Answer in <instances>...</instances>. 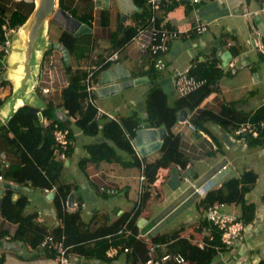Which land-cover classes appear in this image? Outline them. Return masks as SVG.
I'll list each match as a JSON object with an SVG mask.
<instances>
[{
	"label": "crops",
	"instance_id": "0c3cea01",
	"mask_svg": "<svg viewBox=\"0 0 264 264\" xmlns=\"http://www.w3.org/2000/svg\"><path fill=\"white\" fill-rule=\"evenodd\" d=\"M63 1L69 9L74 10V17H86L87 23L89 24L88 28L90 29V32L82 33L79 36L83 34L89 35L90 52L87 58L82 59L80 61H77V59H75L73 56H70L76 61V66H82L84 69L93 73L95 70H98L102 64L106 63V60L112 54L117 52V59L108 61L111 64L108 68H112L115 64H120L128 72L131 73L133 79L145 78V81H148L150 79H148L147 76H143V74H145V72H147L151 67H153L156 72L152 73L151 77L155 79L158 84V87H160V89L169 97L173 96L169 95V92L172 91L173 87L172 79L174 70H179L180 72L188 73L189 70L193 68H220L221 70L217 71L215 73L216 76L214 77L218 78L222 73V68H224L221 56L226 51L230 52L232 57L238 56L240 63L244 62L246 65L252 64L253 66H255V64L258 62H264V58L261 59V56H264V54L261 53L258 50V47L256 46L257 43H259L263 46L264 49V19L261 15L256 14V11L259 8L264 7L262 2L264 0H243L244 4H250V2L252 1H256L258 4V7H255L250 11L245 8L244 12L247 11L250 13L248 18L244 17V12H241L238 6L230 8L228 3H223L224 9L227 10V12L224 13L223 16H228L229 18H231L233 15L242 16L248 21L247 26L253 27V31L251 33L249 28H247L246 31L241 32L236 30L237 28L235 29V27H239L238 24H234L233 27H226L227 32H233V34L230 36L234 39V41H224V39H222L226 31L223 30L220 24H217L214 29H210V22L203 23L195 19L194 15V17H191L194 20L190 18L186 19V14L189 6L186 5L184 12L181 11V13H179L178 11L179 14L183 15V21H191L192 23L204 24L207 27L206 31L203 32L201 35L196 34L194 31H190L187 34L184 33L179 35L176 39L170 42L169 49L167 50V52L158 54L157 56L143 54L130 41H128L125 45L119 47L116 51H112L109 53V49L112 46V39L118 40L121 37L122 32L127 28H135L137 32L140 28H142L148 23V18H139L138 15L135 14V12L140 11V8L136 7L134 3V9L129 11L125 16V20L122 21V11L119 7L117 0H99V3H96V0ZM202 2H204V0ZM0 6L5 9V12L7 14L11 13L12 11H19L24 14H26L27 12L26 8L21 5V2H16V0H0ZM71 17L76 20V18H74L73 16ZM105 19L108 20L106 25L103 24V21ZM213 20H216V18H214ZM79 24L83 23L79 22ZM60 29V27L53 29L54 36L52 39H49L50 43L48 44L52 45V42L54 41H57L60 44L58 40V37L60 35ZM235 31L237 34L236 36L234 35ZM245 33L247 34V36L244 37ZM257 33H259V36L257 40L254 39L253 41L256 45H254L253 43L250 44L253 38L256 37L255 34ZM227 43H230L233 47H228ZM48 44H45V46L42 48L41 52L38 54L35 63V83H37V89L40 88L37 94L42 96L44 100V105L39 107L41 108L40 111H43L46 108L47 101H50L54 105H57L61 100L60 95L62 89L67 85V77L66 72L64 70L65 61L63 53L58 49L54 50L53 46L51 47V49L47 48ZM182 44L185 46H182ZM180 46L183 47V49L190 46L192 52L190 50H186V56L178 59L177 54H179L182 49L180 48ZM230 47L232 49H240V51L245 54V59H240L239 54H234V52L232 53ZM79 53L81 52L78 51V54ZM120 57L129 59L131 62H134V66H130L131 68L126 67L120 61ZM143 57L145 58L143 59ZM98 58H102L103 60L100 64L95 63ZM67 61L71 63L69 57ZM212 61L214 63H211ZM201 64L203 66H201ZM225 67L229 68L227 65H225ZM251 69H254V67H252ZM103 71H101V73ZM5 72L6 70L0 72V88L2 87V89H4L3 97L0 99V106L4 103L6 99L10 98V92L8 91L7 87L10 88V86H12V89L14 90L15 88H17L15 83H20V79H22V76L19 75V72L12 74H8L7 72L8 75H6ZM101 73L98 77L99 82L93 84L92 79L91 84L93 85V103L96 107L100 109L102 108L96 105L94 96L95 93H97V90L103 86L101 84ZM213 79L210 82L211 91L209 92V94L200 102L197 107H195L191 111L188 110V115L185 121H177V123L171 128V133L173 137H177L178 150L183 153L184 156L189 160L187 167L183 169L179 166L174 165L169 167L170 172L168 174L164 175L159 173L158 176L161 178L162 182L156 187L151 186L150 184H146L145 182L143 184V190L148 189L150 192V197L146 202L145 208L143 209V211H141L137 219V223L141 219L144 220L141 227H138L137 225V227L139 228V233L137 237L143 239L147 243L148 240L144 239L143 234L141 233V230L144 228V226L151 224V227H149L145 231V234L151 233L157 228H160V232H158L156 236L161 234H166L168 236L170 232L161 231L162 227L160 226L168 222L171 218L177 217L184 213L183 223L178 226V228H183L180 232V236L189 239L190 242L192 241L193 244H197L199 247L201 245H208L206 238L209 235V230L207 231L206 228H204V226L202 225L199 227L197 221L200 212L196 210V204L200 200H202V198L196 197L192 189L193 185L198 184L200 181H203L204 179L208 178L216 169H218L221 165L225 164L226 162L230 164V171L215 188H218L221 183L228 177L239 176L232 175V172L235 170L234 161L231 156L225 153V151L222 149V146H226V148L224 149H226L227 151L237 148L246 149L255 146L253 143L251 144V142L255 140L246 139L244 143L243 141L236 139L233 136L234 128L222 130L218 125L213 124L211 122H206L204 124V127L209 130L212 137L215 138V140L221 146L220 148L214 142L215 140H213L207 133L199 130L197 127L196 130H192L188 126V123L194 124L193 120L196 119L205 110H210L212 112L217 113L223 105H231L242 113H251L255 111L261 104H264V91L260 93L254 91L253 93H250V96L240 102L241 99H233V97H230L229 92L225 93L224 91L219 90V87L213 83ZM252 79L253 84H261V82L263 84L264 71H261L260 69H255L252 74ZM2 81L6 82V84H2ZM45 87L49 88V92L46 95H42L41 89ZM51 93H55V96H51ZM102 110L105 113L112 115V118H114V120L116 121L118 118L124 116H114L110 112H107L104 109ZM12 112L13 108L11 105L8 104L7 109L5 108L1 112L2 117L7 118ZM2 117L0 116L1 122ZM139 117H141V127L143 126V128H147L145 125H143L145 124V114L143 113L142 116ZM48 123L49 122L46 120V123L44 122V125ZM238 124H236L235 126H237ZM236 142L240 143L237 144ZM78 148L79 141L77 145H75V150L72 156L69 159L65 160L64 165L70 166L71 163H73L74 168L79 171L77 167V162L81 156L85 155V151L84 154H81L80 156L77 152ZM133 148L135 149L134 146ZM54 154L56 153L54 152ZM137 155L139 156V158H142L138 153ZM12 157L13 159L8 157L3 158L8 163L15 162L16 158L13 155ZM145 157L149 161L154 160L158 157V150L150 153ZM141 174V170L137 168H125L122 167L120 164L116 163H87L85 166V174H82L83 178L78 183L70 182L75 183L78 186V194H76V192L74 191L75 197L73 203L74 207H76V204L82 206V220L84 222H88L91 218V215L95 213H104L108 215L109 219L106 221V224H109L112 220L115 219L117 214H121L123 212H131V214L134 213L138 200L140 186L139 179ZM168 177H170V186L162 190L161 186L166 182V179ZM3 181L12 182L13 184H17L19 186L21 192L17 199L20 197V195H24L27 197L26 206L23 210L25 215H36L35 221L43 228H45L49 233L53 229L62 226V221L58 219L56 215V204L53 202L54 195L51 194L52 192L45 193V188L42 187H21L17 182L8 181L4 179ZM193 181L195 183L190 187V183ZM90 184H93L96 190H98L99 192H105L104 195L97 196L95 194V191L91 188ZM184 184H189V186L186 189H183L182 186ZM156 190H159L163 195L160 196L158 194L159 191ZM153 194H158L157 198H154ZM154 199H157L158 201L153 202ZM246 201L247 203H250L247 199ZM39 202H42L43 206L50 208L52 207L51 212L45 210L46 215L51 216L48 223L47 220L42 218L44 213L40 211L37 206V203ZM130 202H133V205H130ZM63 203L62 207L64 210L67 209L68 211H71L74 209V207H68L67 201L65 204ZM32 206L35 210L31 209ZM223 206L226 205H222V207ZM227 206L229 208L234 207L235 210H231L230 212L226 213L235 214L238 217L240 216V207L238 205L229 204ZM200 217L202 219L206 217V209L203 210ZM263 222L264 216L259 213V210L255 206L252 221L248 223L244 222V232L236 240L234 247L231 249H225L224 252L220 253L219 257L212 264H264V242L260 237V235L263 234ZM187 223H196L197 226L191 229L187 227ZM17 228V223L3 218L0 214V233L3 234L0 237V257H3L1 264H58L54 252H49L41 246L35 248H32L30 246V242L32 239V235L30 233H27L23 237V239L20 240L11 239V237L14 236ZM190 236H192V239ZM49 237L54 242L61 240H54L51 234H49ZM5 242H9L12 245L8 247L7 245H5ZM148 247H150L149 244ZM163 249L164 246H162V250ZM68 256L71 264H123L124 255H120L122 257H119L118 259H115L117 257L116 256L114 259H112V261H109L108 259V261H99L95 259L86 258L82 255L76 254L75 252H70L69 249Z\"/></svg>",
	"mask_w": 264,
	"mask_h": 264
},
{
	"label": "trees",
	"instance_id": "16d2710c",
	"mask_svg": "<svg viewBox=\"0 0 264 264\" xmlns=\"http://www.w3.org/2000/svg\"><path fill=\"white\" fill-rule=\"evenodd\" d=\"M132 1L136 7L140 8V11L135 12V14L139 18H148L149 20L150 12L146 0ZM206 1L210 0H204V3ZM29 4L30 9L27 10L26 14L19 11H12L7 14L5 9L0 6V27L5 22L13 31L23 26L35 6L34 1ZM58 8L63 9L73 17L75 15L74 10L69 9L63 0H58ZM174 8L175 3L172 0H163L156 17V26L162 22L168 26L166 12ZM74 18L89 26L86 17ZM107 21L105 19L103 24L106 25ZM60 28L58 40L66 49L67 56H73L77 61L87 58L90 52V41H87L89 42L88 50L80 51L76 47L79 36L75 37L72 32ZM135 34V28L130 27L124 30L118 40L112 39L109 53L125 45ZM222 39L234 41L226 33ZM77 50L81 53L78 54ZM230 50L233 53V49L230 48ZM262 58L264 56H261ZM102 61V58H98L95 63L100 64ZM110 65V62L104 63L93 72L91 76L93 84L99 82V74ZM201 66L203 65L201 64ZM64 70L67 85L62 89L61 100L57 105L47 101L43 111L36 109L34 112L31 111L29 105L20 106L11 114L6 125L0 126V138L4 143L5 150L16 158V161L10 162L8 168L3 172V179L17 182L21 187H42L48 190L56 187L57 193H54L53 202L56 204V215L62 221V226L49 233L35 221L36 215L24 214L26 196L20 195L15 202H12L11 191L5 190L0 214L3 218L18 224V228L11 239L20 240L27 233H30L32 235L30 246L35 248L40 246L41 241L47 238L49 234L54 240H59L64 235V244L70 246V252L99 261H112L105 257L106 249L109 246L120 247V254L115 259L122 257L120 255L123 254V264H145L149 248L154 245L155 249L152 251L154 258H158L164 253H184L187 255L189 264H212L220 253L224 252L225 248H217L220 246V232L206 220V217L202 219L200 216L208 205L215 203L221 205L235 204L240 207L239 218L245 223L252 221L255 204L247 203L245 193L257 180V174L254 171L244 170L238 177H228L218 188L208 191L205 197L196 204V210L200 212L198 224L204 226L207 231L209 230V234L216 236L212 246L206 244L203 248L191 243L189 239L181 237L180 232L183 228L178 227L168 236L161 234L151 238L150 247L146 241L137 237L139 233L137 219L150 197L148 189H145L140 195L134 213L117 214L109 224H106L109 219L107 214L95 213L91 215L88 222H84L81 213L82 206L76 204V207L71 211L63 209L62 201L65 204L71 192L75 191L78 194V186L75 183H63L60 176L65 167V160L69 159L75 150L79 135L95 138L93 142L82 144L85 155L81 156L77 162V167L82 174H85L87 163H116L125 168L131 167L141 170L144 182L151 185L158 177L159 168H169L175 165L184 169L189 160L178 150L177 137H173L171 128L177 123L179 112L182 109L193 110L209 94L211 91L210 82L216 76L215 73L221 69L202 67L189 70L188 74L207 78L208 84L185 97L173 98L172 103H169V96L158 87V84L148 93L143 112L145 114V124L143 125L148 128L164 127L166 129V136L158 149V157L150 161L146 157L139 158L131 144L136 130L141 127V117L137 116L136 113L120 117L117 121L106 115L96 117V108L92 104L85 103L86 79L89 71L82 66L73 67L71 63L66 65L65 62ZM155 72L156 70L151 67L143 76L151 79V74ZM2 84H6V82L2 81ZM39 114H41V118ZM44 120L49 123L44 125ZM260 120H264V104H261L251 113H242L234 106L223 105L217 113L210 110L203 111L193 120V123L199 130L207 133L215 140L209 130L204 127L206 122L216 124L222 130H228L235 128L236 124L243 121L257 122ZM56 123L60 127L69 129V146L64 161L57 154H54L56 144L53 136V125ZM251 140H255L251 144L264 146V137ZM214 142L221 148L216 140ZM90 185L97 196L104 195L105 192H99L93 184ZM261 199L264 201V194ZM2 235L0 233V237ZM162 246H164L163 250ZM123 248H127L128 251L123 252ZM2 259L3 257H0V264Z\"/></svg>",
	"mask_w": 264,
	"mask_h": 264
},
{
	"label": "rangeland",
	"instance_id": "374dc122",
	"mask_svg": "<svg viewBox=\"0 0 264 264\" xmlns=\"http://www.w3.org/2000/svg\"><path fill=\"white\" fill-rule=\"evenodd\" d=\"M262 2H263V6H264V1H262ZM223 3H228L230 8L238 6V8L240 9L241 12H244L245 8L250 11L251 9L258 7V4L256 1H252V2H250V4H244L243 0H240V1L239 0H232V1L231 0H222V1L213 0V1H207L205 3L204 2L199 3L196 5L187 4L189 6H188L187 14H186L187 15L186 19H189V18L193 19L191 17L195 16L194 17L195 19H197L203 23H209L210 22V25H209L210 29H214L217 24H220L222 26L223 30H225L228 35H232L233 32H227L226 27H233L234 24L239 25V27H235V29L237 28L236 30H238L239 32L246 31L247 28H249L250 33H251L253 31V27L247 26L248 21L244 18L245 16L242 17V16H234L233 15L231 18H229L228 16H223L224 13L227 12V10H225L223 7ZM21 5H23L26 8V11L30 9L29 3L21 2ZM179 13H181V12L179 11ZM214 18H216V20H213ZM246 18H248V17H246ZM58 27H60V26L54 22H51L50 18L45 22L44 30L47 28L46 34L48 37L44 38V41L41 43L42 45L49 43L47 41V39L53 38V36H54L53 35V29L58 28ZM15 32L16 31L14 30L10 36L11 41H12V54H11V56L16 53L15 56H16L17 65L19 63H20V65H23V71L26 72L25 66H24L25 61L23 60V58H24L25 46L27 44V33H26V31H24L18 37L17 35H14ZM234 35L235 36L237 35L236 31H235ZM245 36H247L246 33L244 34V37ZM257 38L258 37H254L253 40L250 42V44L253 43L254 45H256L253 41H254V39L257 40ZM88 40H89L88 34L87 35L83 34V35L79 36L77 41H76L77 49L80 51H87L88 46H89L88 45L89 42H87ZM52 46L53 45L48 44L47 48L51 49ZM182 46H185V45L182 44ZM231 47H233V46H231ZM180 48H182V49L179 52V54H177L178 59L186 56V54H187L186 50H190L192 52V49L190 48V46H188L187 48H184V49H183V47L180 46ZM53 49L57 50L55 48H53ZM233 52H234V54H239L240 59H245V54L242 53L240 51V49L237 50V48H234ZM11 56H10V61H12ZM34 57H35V53H33V56H31V61H30L31 69H33ZM69 58L71 60L72 65L76 66V63H75L76 61L74 59H72L71 57H69ZM120 61L128 68H131L134 66V62H131L129 59H125L123 57H120ZM251 66L254 67V69H251L252 68ZM248 67H251V68H248ZM11 68H12V65H11ZM11 68L9 67V70L6 72L11 73V71H12ZM255 69H260L261 71H264V62H258L255 64V66H253L252 64L246 65L244 62L243 63L238 62L235 64L234 68H227V67L222 68V71H221L222 73L220 74V76L218 78H214L215 76L213 77L214 78L213 83L219 87L218 88L219 90L224 91L225 93L229 92L230 97H233V99H235V98L241 99L240 102H242V100H244L248 96H250V93H253L254 91H256L257 93L264 91V83L262 84V82H261V84L260 83L253 84L252 74H253ZM23 71H20L22 75H23ZM29 76H31L34 79L35 74L31 73ZM21 80L22 79H20V82H21ZM29 80H31V79H29ZM15 84L17 86L16 91L12 89V86H10V88L7 87L8 91L10 92L9 97L15 96L20 91L19 83H15ZM29 84H30V81L27 82V84H26L27 86H25L24 92L20 93L21 98L29 100V102H31L32 106H34V107L43 106L44 100H43L42 96L37 94V92L39 91L40 88L37 89V86H36L35 89L31 90V85L29 86ZM155 85H157V82L155 81V79L153 77H151V79L148 81L142 82L140 84L134 85V86L127 88V89H124V90H120L119 92H117L115 94H109L108 96L100 97L98 95V93H95V98H94L95 103H96V105H98L102 109L106 110L107 112H110L114 116H120V115L127 116V115H130L132 113H136L137 116H142V114L144 112V108H145L146 97ZM22 89H24V87ZM50 95L55 96V93H51ZM173 97H176V95L169 97V103H172ZM225 97H226V94H225ZM8 104L12 105V100L10 98L6 99L4 101V103L0 106V116L1 117H2V113H1L2 110H4L5 108L7 109ZM0 123H1V118H0ZM78 141H79V148H78L77 152H78V155L81 156V154H84V150H83L81 145L83 143L93 142V141H95V138L89 137V136H83V135L80 136L79 135L77 138V142ZM236 143L239 144L240 142H236ZM224 148H226V146H222V149L225 151L226 154L231 156L233 161H234L235 170L232 172V175L238 176L244 170H252L257 174V180L253 184V186H251L246 191L245 198L249 202H253L255 204L256 208L259 210V213L264 216V202L261 199L262 195L264 194V146H256L255 145L251 148H246V149H242V148H237V149H233V150L228 149L229 151H227ZM2 156L13 159L11 153H9L8 151L5 150L4 143H3L2 139L0 138V158H3ZM170 177H168L166 179V182L164 184H162V186H161L162 190H164L168 186H170ZM60 178H61L62 182H67V183L76 182V183H78L83 178V175L81 174L80 171L75 169L74 164L71 163L70 166H65L62 169ZM194 183H195L194 181L191 182L190 187ZM188 186H189V184H184L182 187H183V189H186ZM156 191H159V190H156ZM159 192H158V194L160 196H162L163 194L161 192L160 193ZM158 194L157 195L153 194L154 198H157ZM157 201H158L157 199L153 200V202H157ZM130 205H133V202H130ZM37 206H38L39 210L44 213L42 218L47 220V223H48L51 216H47L45 210L51 212L52 207L50 208V207L43 206L42 202L37 203ZM31 209H34L33 206ZM231 210H235V208L234 207L229 208L227 205L220 208L221 212H230ZM183 220H184V213L177 216V217H173L168 222H166L160 226V227H162L161 231L172 232L181 223H183ZM263 225H264V222H263ZM196 226H197L196 223H193V224L187 223V227H189L191 229L193 227H196ZM200 226L201 225L199 224V227ZM149 227H151V224L144 226V228L141 230V233L143 234L144 239L148 240V244L151 245L150 239L155 237L158 234V232H160V228H157L156 230L152 231L151 233L145 234V231ZM262 231H263V234L260 235V237H261L262 241L264 242V226H263ZM190 237L192 239V236H190ZM191 243H192V241H191Z\"/></svg>",
	"mask_w": 264,
	"mask_h": 264
},
{
	"label": "built area",
	"instance_id": "2783aa9c",
	"mask_svg": "<svg viewBox=\"0 0 264 264\" xmlns=\"http://www.w3.org/2000/svg\"><path fill=\"white\" fill-rule=\"evenodd\" d=\"M18 2H26L31 3L33 0H16ZM163 0H146L150 16L148 23L140 28L135 36L131 38L130 42H132L143 54H150L151 56H157L158 54H162L167 52L169 49V44L172 40L176 39L179 35L184 33H189L190 31H194L196 34L201 35L206 31V25L201 23H192L191 21H183V15L179 14L178 11H185L186 5H196L202 2V0H172L175 3V8L166 12V20L168 22V26L162 22L159 26H156V17L158 12L160 11L161 4ZM256 14L261 15L264 19V7L259 8L256 11ZM245 17H249L250 13L245 11L243 13ZM13 30L8 26L7 22L3 23L0 27V72L5 70L6 68V59L11 52L12 41L11 34ZM256 37L259 36V33L255 34ZM227 46H231L230 43H227ZM258 50L264 54L263 46L257 43L256 45ZM117 59V52L112 54L107 60L106 63L110 60ZM240 62L238 56L230 57L227 61L226 65L229 68H234L235 64ZM92 72L90 71L88 77L86 79V99L85 103L92 104L96 108V117L100 115H106L111 119L112 115L105 113L102 109L96 107L92 100ZM208 84V80L205 77H197L192 74L183 73L179 70L173 71V79H172V91L169 92V95H177L178 97H185L202 87ZM49 92V88L45 87L41 89V94L46 95ZM4 89L0 88V99L3 97ZM46 123V120H44ZM7 122L4 123L6 125ZM188 126L192 130H196V126L192 123H188ZM53 136L56 144L55 153L61 160L66 159V151L69 146V129L60 127L58 123L53 125ZM233 136L245 143L246 139H257L260 137H264V120H260L257 122L251 121H243L240 122L233 130ZM9 163L4 160V158H0V181L3 180V172L8 168ZM230 164L226 162L221 165L218 169H216L208 178L200 181L198 184L193 185V192L197 198H204L208 191L215 188L229 173ZM170 172V168H159L158 175L168 174ZM140 186L138 193L137 205L139 202L140 195L144 191V177L141 174L140 176ZM162 182L161 178L158 176L151 186H158ZM45 193H50L54 195L57 193V189L52 187L50 190L47 188L44 189ZM63 203V201H62ZM221 204H212L206 207V220L214 226L219 232V241L220 246L217 247L221 249L224 247L225 249H231L234 247L236 240L242 235L245 229L244 222L235 214L221 212L220 208ZM121 232V231H120ZM119 232V233H120ZM61 240L54 242L49 236L41 241L40 246L49 252L55 253V258L58 261V264H71L69 259V249L70 247L64 245V236L62 235ZM216 240V236L213 234H209L206 238L208 245L212 246L214 241ZM157 247V246H156ZM203 248L204 246H200ZM155 249V246L152 245L149 248V252L147 254V259L145 264H189L187 260V255L184 253H164L158 258H154L152 255V251ZM120 247L109 246L105 251V257L107 259H114L120 252ZM127 248H123V252H127Z\"/></svg>",
	"mask_w": 264,
	"mask_h": 264
},
{
	"label": "water",
	"instance_id": "95a60500",
	"mask_svg": "<svg viewBox=\"0 0 264 264\" xmlns=\"http://www.w3.org/2000/svg\"><path fill=\"white\" fill-rule=\"evenodd\" d=\"M33 1H34L35 6H34V9L31 15L28 17L27 21L23 24V26H20L14 34L19 37L22 32L26 31L27 33V44L25 46L24 58H23V60L25 61L24 66H25L26 72L23 71V65H20V63L17 65L16 56H15L16 53L11 56L12 47H11V52L6 59V69L5 70L8 71L9 67L11 68V65H12V68H11L12 71L11 73H8V74L19 72V75L22 76V80L19 83L21 92L19 91L15 96L10 97V99L12 100L11 106L13 108V112H15L17 108L23 105H29L31 107L32 112H34L36 109L38 110L41 109L39 107L32 106V103L29 102V100L22 99L20 93L24 92L25 86H27L26 84L29 81H30L29 86L31 85V90L35 89L37 85V83H35L36 76L33 79L29 75L31 73L35 74V63H36L38 54L41 52L42 48L45 46V44L44 45L41 44L44 41V38L47 37V34H46L47 28L44 30L45 22L50 18L52 22L58 24L60 27L64 28L65 30L72 32L75 37L79 36L82 33L90 32V29L88 28L87 25L79 24V22L74 20L70 16V14H68L63 9L58 8L57 7L58 0H33ZM104 1H107V0H104ZM117 2L122 11L121 20L124 21L126 14L132 9H134L133 2L132 0H117ZM96 3H99V0H96ZM47 41L50 43L49 39H47ZM52 45L54 48L60 50L63 53L64 61L66 65H68L69 62L67 61L68 56H67L66 49L62 45H60L57 41L52 42ZM33 53H35V57H34L33 69H31L30 61H31V56H33ZM10 56H11L12 61H10ZM230 57H231V54L228 51H226L221 56L223 67H225ZM20 71H23V75L21 74ZM8 74L6 72V75ZM144 81H145V78H134L133 79L130 72H128L120 64H115L112 68H108L107 70H104L101 73V84L103 86L97 90V93L100 97L108 96L109 94H114L120 90L130 88ZM23 87L24 89H22ZM16 89L17 88H15L14 90L16 91ZM11 114L7 118L2 117L1 125H3L5 122H8ZM187 115H188V110L182 109L179 112L178 121H181V122L185 121L187 118ZM39 116L41 118V114H39ZM165 136H166V129L164 127L143 128L142 126L136 130L135 136L132 139V144L135 147L137 153L141 157H145L149 155L150 153L157 151L160 148ZM5 190H10L12 192L11 199L13 202L17 200V197L19 196L21 192L17 184H13L12 182H6L3 180L0 181V210L2 207L3 195H4ZM74 197H75V193L71 192L67 198V205L70 208L74 207V203H73ZM143 221L144 220L141 219L137 223L138 227L142 226ZM5 245L9 247L12 244L9 242H5Z\"/></svg>",
	"mask_w": 264,
	"mask_h": 264
},
{
	"label": "clouds",
	"instance_id": "9594fccd",
	"mask_svg": "<svg viewBox=\"0 0 264 264\" xmlns=\"http://www.w3.org/2000/svg\"><path fill=\"white\" fill-rule=\"evenodd\" d=\"M212 190V189H211Z\"/></svg>",
	"mask_w": 264,
	"mask_h": 264
}]
</instances>
